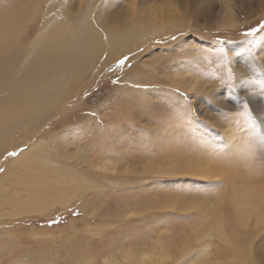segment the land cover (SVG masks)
Here are the masks:
<instances>
[{
	"label": "rangeland",
	"instance_id": "1",
	"mask_svg": "<svg viewBox=\"0 0 264 264\" xmlns=\"http://www.w3.org/2000/svg\"><path fill=\"white\" fill-rule=\"evenodd\" d=\"M8 1H4V5ZM134 1L145 5L148 1L163 0H111L113 15H124ZM164 1H167L171 13L177 10L180 13L178 18H184L182 27L166 25L165 32L142 39L129 50L124 48L111 54L108 58L110 64L100 68L96 66L95 74L78 81L75 93L61 103L57 113L46 120L32 139L71 128L72 134L59 137L62 132L53 139V142L58 141L62 151L73 153L77 143L82 147V143L88 141V146L95 145L88 153L98 155L95 160L97 164L110 159L109 163L114 166L109 171L111 178L121 175L125 169L129 170L131 178L124 175L126 178L122 184L113 185L104 182L97 170L91 169L92 162L90 165L80 163L91 170L87 174L102 183L101 187L86 192L87 203L84 206H79L73 200L68 205H54L53 212L44 216L34 213L28 217H17L10 223L1 222L0 264H69L72 258L75 259L74 264H81L82 261L104 264L105 258L113 259L110 264H127L120 255L125 250L123 248L129 245L136 247L135 251L140 248L148 250L156 240L165 239L169 230V237H181L184 231V228L179 229L181 224L201 228L202 218H197L195 223L192 214L185 212L179 215L178 211L170 209V201L177 196L185 199V194L189 196L190 191L193 195L205 197L224 189L209 178L206 180L188 175L168 177L149 172L153 164L166 165L170 160H183L188 158V153L192 158L198 154L216 158L224 156L229 149L223 143V130L229 126L234 132L244 123L249 125L250 136L244 137L246 143L243 148L253 151L258 148L255 141L259 138L254 133L255 130L264 132V85L257 81L258 73L264 69V54H260L256 48V59L252 60L242 53L245 40L242 32L256 27L264 19V0ZM226 3L238 21L237 28L224 30L217 27L220 11ZM0 8L2 10L3 7ZM17 12L15 9L12 13L16 19L19 18ZM29 26L27 24L29 30L24 35L27 41L35 33V26ZM220 49L228 54L229 63L223 60ZM125 55L130 57L127 64L122 69H116L115 62ZM174 66H178V70H187V75H195L202 82V89L195 88L189 92L179 90L185 94L179 96L173 91L174 88H169L166 73L170 75ZM232 67L236 72H233L230 80L228 69ZM162 68L167 72L159 76L160 80L165 79L159 84L158 73L163 72ZM236 73H243V79L252 76L256 83L241 85ZM117 79L120 83L114 85L112 81ZM229 85H233L235 91ZM2 96L0 91V99ZM93 112L95 116L90 115ZM237 112L245 115L238 116ZM204 118L208 119L209 124L202 125ZM91 129H95L92 135L88 132ZM106 154L109 155L107 158ZM254 156L257 158L256 154ZM5 157L0 159V168L3 169L7 163L4 167L2 163L13 156ZM62 196L65 197V194ZM218 223L222 224L221 219ZM224 231L226 237L234 234L229 223L225 224ZM7 239L10 241L5 242ZM209 239L202 256L195 257L198 264L213 260L222 244L228 249L231 247L227 238L217 234L213 233ZM195 246L191 255L200 252V248ZM27 252H35L36 255L33 259H26L23 255ZM173 264L184 263L179 261Z\"/></svg>",
	"mask_w": 264,
	"mask_h": 264
},
{
	"label": "bare ground",
	"instance_id": "2",
	"mask_svg": "<svg viewBox=\"0 0 264 264\" xmlns=\"http://www.w3.org/2000/svg\"><path fill=\"white\" fill-rule=\"evenodd\" d=\"M4 1L0 0V7H3L2 10L0 8V91L3 93L0 99V159L8 156L12 150L17 155L2 163L3 167L7 164L0 175V223H10L17 217H28L34 213L44 216L53 212L54 205L63 206L73 200L79 206H84L87 203L86 192L100 188L102 184L87 174L91 170L82 166L85 163L90 165L92 162L91 169L97 170L104 182L113 185L122 184L125 176L131 178L127 169L111 178L109 171L114 166L109 163L110 159L97 164L95 160L98 155L88 153L95 145L88 146V141L83 142L82 147L77 143L73 153L62 151L58 141L53 142V139L62 132L59 137L72 134L71 128L32 139L46 120L57 113L61 103L75 93L78 81L95 74L96 66L100 68L110 64L108 58L111 54L124 48L129 50L134 43L158 35L166 25L181 28L184 18H178L180 13L175 9L176 13H171L164 0L148 1L145 5L134 1L124 15H113L111 0H70L67 4L65 0H10L5 5ZM76 4L79 7L75 8ZM15 9L18 19L12 16ZM216 23L218 28L224 30L239 26L227 3ZM27 24H30L29 27L35 26V33L28 41L24 36L29 30ZM257 50L264 54V43L257 46ZM174 67L170 75L162 68L163 72L158 73L159 84L165 80H160L159 76L166 73L169 88L185 89L187 92L202 89L203 84L195 75H187V70ZM236 74L238 82L241 81L243 73ZM258 74L257 82L264 85V71ZM207 121L204 118L202 125L209 124ZM225 129L222 132L223 143L229 151L224 156L216 158L198 154L192 158L188 153V158L183 160L170 158L166 165L153 164L149 171L168 177L188 175L206 180L209 178L223 186L222 191L210 196L193 195L190 191L189 196L185 194V199L175 195L176 199L170 201V209L178 211L179 215L190 213L195 223L197 218H202L201 228L178 225L179 229L184 228L181 237H169V230L165 239L156 240L148 250L139 247L140 250L135 251L136 247L129 245L121 252L122 261L127 264H166L168 261V264L179 261L198 264L195 257L202 256L214 233L227 238L231 247L228 249L221 243L215 258L202 264H264V155L259 148L254 151L243 148L246 139L235 136L229 126ZM93 130H88L89 134L92 135ZM254 134L257 138L264 137L263 131L255 130ZM219 219L222 224L218 223ZM226 223L233 227L232 236L226 237L224 234ZM194 246L199 247L200 252L191 255ZM34 254L27 252L23 256L33 259ZM112 260L105 258L104 264H110ZM74 262L72 258L69 264ZM81 264L90 262L82 261Z\"/></svg>",
	"mask_w": 264,
	"mask_h": 264
},
{
	"label": "snow or ice",
	"instance_id": "3",
	"mask_svg": "<svg viewBox=\"0 0 264 264\" xmlns=\"http://www.w3.org/2000/svg\"><path fill=\"white\" fill-rule=\"evenodd\" d=\"M70 0H65V3H69ZM93 23H95V20L93 19ZM261 31H264V19H262L258 25L256 27H252L246 31L242 32V36L245 38V40L243 41V47H242V53H246L249 57L252 58V60H255L256 57L254 55V51L257 48V46L261 45V43H264V35H257L258 33H260ZM249 37H251V39H248ZM173 39L175 40L176 37L173 36ZM222 56H223V60L225 61V63H229L230 62V58L228 56V54L226 52H224L223 49H220ZM130 59L129 56H123L122 58L118 59L115 62L114 67L116 69H122L125 67V65L127 64V61ZM129 68L131 67L130 64L127 65ZM111 70V69H110ZM264 71V70H262ZM233 72L234 69L229 68L228 69V76L229 79H232L233 76ZM112 83L114 85H118L120 83L119 79L117 80H113ZM241 85H248V84H254L256 83V81L252 78V76L247 77L246 79H242L240 81ZM134 87L139 88L140 85H134ZM229 88L232 89L233 91H235V87L233 85H229ZM174 92H176L179 96H184V93H181L179 91V89H174ZM244 107L246 108L247 105H244ZM90 115L95 116L96 113H90ZM236 115L240 116V115H245V113L242 112H237ZM249 129V125L247 123L241 124L239 127H237L234 131V135L240 138H244V137H249L250 133L248 131ZM253 139H255L254 137H252ZM256 145L258 146L259 150L261 151V154L264 155V137L259 138L258 140L255 141ZM9 156H15L17 155L16 152H9L8 153ZM4 171L3 168H0V172ZM75 214V213H74Z\"/></svg>",
	"mask_w": 264,
	"mask_h": 264
}]
</instances>
